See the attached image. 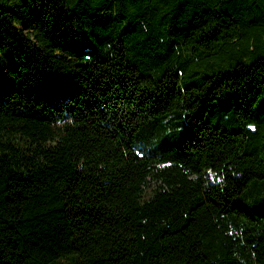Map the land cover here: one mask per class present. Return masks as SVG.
<instances>
[{
	"label": "trees",
	"instance_id": "1",
	"mask_svg": "<svg viewBox=\"0 0 264 264\" xmlns=\"http://www.w3.org/2000/svg\"><path fill=\"white\" fill-rule=\"evenodd\" d=\"M0 264H264V0H0Z\"/></svg>",
	"mask_w": 264,
	"mask_h": 264
}]
</instances>
